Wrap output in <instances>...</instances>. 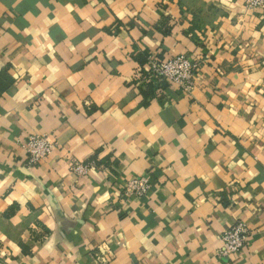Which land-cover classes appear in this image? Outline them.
I'll use <instances>...</instances> for the list:
<instances>
[{"label": "crops", "instance_id": "obj_1", "mask_svg": "<svg viewBox=\"0 0 264 264\" xmlns=\"http://www.w3.org/2000/svg\"><path fill=\"white\" fill-rule=\"evenodd\" d=\"M244 2L0 0V264H264V9ZM151 53L203 60L189 95L148 79ZM33 134L55 149L27 168Z\"/></svg>", "mask_w": 264, "mask_h": 264}, {"label": "built area", "instance_id": "obj_2", "mask_svg": "<svg viewBox=\"0 0 264 264\" xmlns=\"http://www.w3.org/2000/svg\"><path fill=\"white\" fill-rule=\"evenodd\" d=\"M246 10L264 9V0H245ZM203 60L184 55L162 57L157 54H148L145 72L148 79L155 82H166L173 89L180 90L185 96L194 89L195 80L199 76ZM24 162L27 168L38 166L54 151L55 145L48 135H27L23 141ZM93 163H69V170L77 177H82L92 171ZM150 190L149 180L146 177L130 179L122 193L124 197L143 198ZM249 238L247 227L242 222H236L226 229L219 237L217 255L228 258L241 252Z\"/></svg>", "mask_w": 264, "mask_h": 264}, {"label": "trees", "instance_id": "obj_3", "mask_svg": "<svg viewBox=\"0 0 264 264\" xmlns=\"http://www.w3.org/2000/svg\"><path fill=\"white\" fill-rule=\"evenodd\" d=\"M146 58H147V56H146ZM150 93H152V94H151V96L153 97V91H152V92H150Z\"/></svg>", "mask_w": 264, "mask_h": 264}]
</instances>
